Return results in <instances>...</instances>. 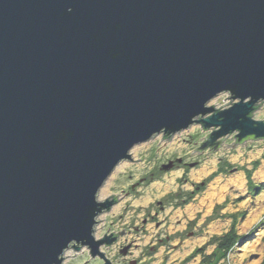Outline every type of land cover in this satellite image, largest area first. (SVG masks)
Instances as JSON below:
<instances>
[{
	"label": "water",
	"instance_id": "1",
	"mask_svg": "<svg viewBox=\"0 0 264 264\" xmlns=\"http://www.w3.org/2000/svg\"><path fill=\"white\" fill-rule=\"evenodd\" d=\"M263 102L264 0H0V264L102 256L98 193L135 146L264 141Z\"/></svg>",
	"mask_w": 264,
	"mask_h": 264
},
{
	"label": "rangeland",
	"instance_id": "2",
	"mask_svg": "<svg viewBox=\"0 0 264 264\" xmlns=\"http://www.w3.org/2000/svg\"><path fill=\"white\" fill-rule=\"evenodd\" d=\"M228 97L222 94L209 105L216 109L225 105L219 109L223 110L229 105ZM252 118L264 120V102ZM206 136L207 131L193 125L168 142L158 135L135 146L131 160L140 161L120 163L98 193L100 201L112 195L122 198L99 216L97 230L111 223L128 229L148 219L147 213H157V219H148L138 236H133L139 245L137 254L145 257L141 264H264V189L248 192L245 176V170L259 163L252 182L264 188V141L248 140L227 148L235 142L227 138L216 151L194 152ZM174 158L190 164L161 169ZM141 179L124 198L121 191H130V185ZM232 233L236 239L228 247L226 238ZM196 249L199 252L194 254ZM85 260L79 256L72 264Z\"/></svg>",
	"mask_w": 264,
	"mask_h": 264
},
{
	"label": "flooded vegetation",
	"instance_id": "3",
	"mask_svg": "<svg viewBox=\"0 0 264 264\" xmlns=\"http://www.w3.org/2000/svg\"><path fill=\"white\" fill-rule=\"evenodd\" d=\"M203 139L197 147H195V152L199 153L197 151V148L199 145L204 141ZM251 140L247 139L246 141ZM177 160L179 158H174L173 160H169L167 163L172 162V168H178L179 166H189L186 163L184 159L181 160V163H178ZM143 180H139L138 182H135L130 185V191H121L124 198H127L132 191H135ZM122 196V195H121ZM119 196V197H121ZM119 197L112 196L109 197V200L115 201V203L112 205L115 206L118 203ZM122 198V197H121ZM158 206H160V203H158ZM110 208V210L112 209ZM162 209V207H160ZM108 213V212H107ZM106 214V213H104ZM149 216V220L157 219V213H154L153 215H150V213H147ZM148 219H143L140 225H132L131 228L128 229H118V227L115 226V224L111 223L108 227L100 228L99 231L97 230V226L94 232L95 237L97 236V240H108L110 243L109 245H102L99 248V252L102 254V256H96L91 257L89 251L86 248H80L79 251H74L73 248H70L68 251H66L64 255V259L62 264H72V261L78 258L79 256H85L86 260L79 264H141L144 262V254H137L138 253V244L136 243V238L133 236H138L140 233V230L147 225ZM165 220L162 221L161 225H158L157 228L161 227L164 224ZM98 234V235H97ZM69 252H74L72 256L68 254ZM67 261V263H66Z\"/></svg>",
	"mask_w": 264,
	"mask_h": 264
},
{
	"label": "trees",
	"instance_id": "4",
	"mask_svg": "<svg viewBox=\"0 0 264 264\" xmlns=\"http://www.w3.org/2000/svg\"><path fill=\"white\" fill-rule=\"evenodd\" d=\"M259 163H255L253 165V169L252 170H245V176H246V181H247V189H248V192L252 193V194H257L258 192H260L263 188V186L261 187L260 185L259 186H255V184H253V180H252V173L257 169ZM213 176V174L207 179L209 180L211 177ZM199 186H202L204 187L203 185H199ZM233 226V225H232ZM233 229V227H232ZM233 232V231H232ZM231 237H228L226 238V242L227 243V246L229 247L231 245V242L236 239L234 233H232L230 235ZM229 239V240H228ZM195 251V252H194ZM193 253L194 254H197V252H199L198 249L194 250Z\"/></svg>",
	"mask_w": 264,
	"mask_h": 264
},
{
	"label": "bare ground",
	"instance_id": "5",
	"mask_svg": "<svg viewBox=\"0 0 264 264\" xmlns=\"http://www.w3.org/2000/svg\"><path fill=\"white\" fill-rule=\"evenodd\" d=\"M207 135H208V132H207ZM233 136H230V138H232ZM233 140H234V138H233ZM235 141V140H234ZM119 168V165L117 166V168H116V170Z\"/></svg>",
	"mask_w": 264,
	"mask_h": 264
}]
</instances>
